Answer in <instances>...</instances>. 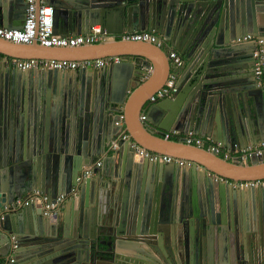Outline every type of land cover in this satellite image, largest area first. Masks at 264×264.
<instances>
[{
  "label": "water",
  "instance_id": "95a60500",
  "mask_svg": "<svg viewBox=\"0 0 264 264\" xmlns=\"http://www.w3.org/2000/svg\"><path fill=\"white\" fill-rule=\"evenodd\" d=\"M45 4L52 7L58 35L86 34L95 24L112 34L148 30L183 64L172 63L164 45L143 41L60 47L0 37V54L8 57H121L74 72L0 62V86L32 80L35 100L29 109L23 99L0 95V260L264 264V184H234L264 180V152L231 161L184 137L192 131L227 150L233 143L264 142V0ZM25 9L24 0H0V23L20 28ZM246 34L262 41L238 40ZM256 49L262 50V83L255 76ZM170 73L176 91L150 102L139 120ZM158 129L183 136L167 139ZM124 133L147 150L190 164L150 161L135 154L130 140L119 139L112 148ZM34 190L65 198L55 214H45L39 198L17 203Z\"/></svg>",
  "mask_w": 264,
  "mask_h": 264
},
{
  "label": "built area",
  "instance_id": "2783aa9c",
  "mask_svg": "<svg viewBox=\"0 0 264 264\" xmlns=\"http://www.w3.org/2000/svg\"><path fill=\"white\" fill-rule=\"evenodd\" d=\"M26 2V16L24 22L20 28H8L0 25V37L14 43L30 44L33 41L38 42L42 46H60V47H72L82 44H92L98 43L100 41L112 40V39H122L125 41H143L153 43L156 46H163L164 40L160 38L156 33L148 30H139L133 32H122V33H108L105 29H102L99 25H94L91 30L86 34L75 35V36H60L53 31V11L50 5L44 3V0H40L39 7L36 4V0H24ZM256 39L257 42H261V39H257L251 34H246L241 39L238 40H251ZM262 50L256 49L253 52L255 60V76L258 81L262 83V64L263 56L260 54ZM168 56L170 60L176 65L180 66L183 64V59L181 55L174 49L169 50ZM118 57H104L96 59H84L80 61L75 60H55V59H37V58H16L8 57L0 54V61L6 63L7 65L13 66L21 70H28L31 68H48L57 70H76L78 68L84 67H94L99 68L105 64H109L112 61H118ZM176 91L175 87V77L170 74L167 78L165 84L158 90L154 92L149 97L151 102L158 99L171 96ZM123 115L120 114V119L122 120ZM145 116L141 115V119ZM118 124V122H116ZM172 133H179L176 130L165 132V138H168ZM185 140L189 144L202 147L203 149L211 152H215L224 159L229 160H244L250 154L255 153L256 155H262L264 152V142H258L254 146L241 147L237 143H233L232 149L227 150L223 148L220 142H215L209 137L198 136L192 133V131L184 134ZM130 140L128 133L121 134L117 139L111 141L112 148L118 146V140ZM130 146L134 147L135 154L145 157L153 162H164L171 163L175 162L179 165L190 164L189 161L184 159H178L167 154H159L145 149L144 147L138 145L135 141H129ZM99 165L100 162H97ZM88 173V171L86 172ZM235 185L248 186V185H263L264 180L256 181H239L234 182ZM40 199L42 208L45 214H55L61 202H63L65 195L59 194L55 197H48L46 194L34 190L28 195L24 201L17 200L18 204H29L30 201ZM2 217V215H0ZM13 258L10 257L6 260H0V264H10Z\"/></svg>",
  "mask_w": 264,
  "mask_h": 264
},
{
  "label": "flooded vegetation",
  "instance_id": "af4514ba",
  "mask_svg": "<svg viewBox=\"0 0 264 264\" xmlns=\"http://www.w3.org/2000/svg\"><path fill=\"white\" fill-rule=\"evenodd\" d=\"M33 83L32 80H27L24 83H14L12 89L9 86L2 87L0 86V95L6 97V99L13 100L23 99L26 103L27 108L32 109L35 106V100H33ZM39 103L41 104V97L39 98Z\"/></svg>",
  "mask_w": 264,
  "mask_h": 264
},
{
  "label": "crops",
  "instance_id": "0c3cea01",
  "mask_svg": "<svg viewBox=\"0 0 264 264\" xmlns=\"http://www.w3.org/2000/svg\"><path fill=\"white\" fill-rule=\"evenodd\" d=\"M44 3H45V0H44ZM0 25L1 26H3V27H5L6 25H4V24H2V23H0ZM95 25H99V24H95ZM94 26V25H93ZM100 26V25H99ZM61 36V35H60ZM70 36H75V35H70ZM164 46H165V48L167 49V52L169 51V50H171V49H173V48H171V47H169L167 44H164ZM121 58V57H120ZM2 62V61H1ZM172 62V61H171ZM4 64H6V63H4ZM70 72H74V70H69ZM162 100V99H161ZM150 100L149 101H147L146 102V104L143 106V110L141 111V113H140V116H139V120H143V119H141V115H144L145 113H146V107L150 104ZM145 125L146 126H149L150 128L152 127V128H154L155 130H156V128L153 126V125H151V123H149V122H145ZM165 132L166 131H164V130H160V129H158V134L161 136V137H164L165 138ZM183 136V134L182 133H172V134H170L169 135V137L167 138V139H173V140H178V139H180L181 137ZM153 152V151H152Z\"/></svg>",
  "mask_w": 264,
  "mask_h": 264
},
{
  "label": "bare ground",
  "instance_id": "6f19581e",
  "mask_svg": "<svg viewBox=\"0 0 264 264\" xmlns=\"http://www.w3.org/2000/svg\"><path fill=\"white\" fill-rule=\"evenodd\" d=\"M106 41H107V40H106ZM100 42H104V41H100ZM98 43H99V42H98ZM113 57H118V58H119L118 61H120V59H121L120 56H113ZM95 59H96V58H95ZM118 61H112V62H118ZM0 62H1V61H0ZM112 62H111V63H112ZM172 63H173V62H172ZM109 64H110V63H109ZM105 65H108V64H105ZM102 67H103V66H102ZM93 68H94V67H93ZM99 68H101V67H99ZM170 74H171V73H170ZM170 74H169V75H170ZM169 75H168V77H169ZM168 77H167V78H168ZM165 82H166V81H165ZM164 84H165V83H164ZM150 96H151V95H150ZM164 98H165V97H164ZM148 100H149V99H148ZM158 100H159V99H158ZM156 101H157V100H156ZM166 132H168V131H166ZM198 136H199V135H198ZM232 145H233V144H232ZM232 145L230 146V148H229L228 150L232 149ZM222 146H223V145H222ZM201 148H202V147H201ZM223 148H225V147L223 146ZM225 149H226V148H225ZM178 159H179V158H178ZM227 160H229V159H227ZM231 161H234V160H231Z\"/></svg>",
  "mask_w": 264,
  "mask_h": 264
}]
</instances>
